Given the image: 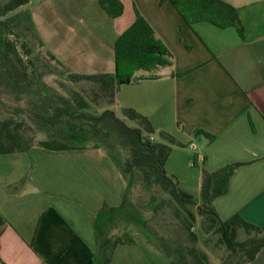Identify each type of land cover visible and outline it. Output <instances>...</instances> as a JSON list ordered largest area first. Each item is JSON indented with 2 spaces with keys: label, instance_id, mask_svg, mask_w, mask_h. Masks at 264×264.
<instances>
[{
  "label": "crops",
  "instance_id": "0c3cea01",
  "mask_svg": "<svg viewBox=\"0 0 264 264\" xmlns=\"http://www.w3.org/2000/svg\"><path fill=\"white\" fill-rule=\"evenodd\" d=\"M121 1L124 12L117 18L100 0L27 5L45 47L67 70L83 73L115 70V41L137 8L173 54L172 71L187 73L122 85L115 104L145 115L154 139L167 131L191 144L196 152L187 160L192 165L189 157L196 155L200 179L204 162L209 170L248 163L214 204L223 219L240 213L264 230V0H224L237 8L242 35L234 26L190 25L170 2ZM198 130L214 140L196 136ZM32 150L0 155V213L7 220L0 227V264H96L99 226L117 222L108 210L122 203L128 177L101 147L37 149L38 157ZM119 233L111 237L129 234ZM129 235L134 242L117 246L110 264H169L157 244L137 231ZM249 264H264V249Z\"/></svg>",
  "mask_w": 264,
  "mask_h": 264
},
{
  "label": "trees",
  "instance_id": "16d2710c",
  "mask_svg": "<svg viewBox=\"0 0 264 264\" xmlns=\"http://www.w3.org/2000/svg\"><path fill=\"white\" fill-rule=\"evenodd\" d=\"M31 0H0V102L2 93L16 99L27 98L29 118L37 130L52 134L72 135L83 133L94 143L92 148L108 147L110 155L124 175L140 172L142 185L146 190L158 186L169 195L155 203L154 212L170 207L179 220L183 233L177 239L161 235L157 228L145 220L150 240L156 242L169 260V264H212L209 251L221 254V264H249L264 249V230L246 220L240 213L223 219L215 200L229 191L231 177L243 165L234 162L216 170L202 166L200 195L186 190L174 174L167 171V161L173 146L186 147L189 143L178 140L167 131H159L151 121L133 108H124L123 114L138 126H130L120 119L112 109L120 86L182 76L187 72L174 73V57L145 17L135 8V20L115 41V70L113 72H74L67 70L56 55L49 51L39 37L30 13L19 11ZM170 2L182 18L193 24L208 21L219 27L234 26L242 35L244 32L240 15L234 6L224 0H161ZM101 8L113 18L121 16L124 5L121 0H100ZM43 46L48 56L63 68L66 80L78 87L66 94L44 80L46 74L56 73L47 64L40 67L39 57L34 52L32 40ZM103 109L101 114L89 113V109ZM26 123L12 117L0 120V155L26 152L35 145L34 135L25 134ZM30 128V127H28ZM214 140V136L198 130ZM52 151L88 149L55 136L36 143ZM115 147L127 152L122 158ZM193 166H199L196 155L189 157ZM129 190L118 207H110L115 216L124 215V220H135L137 214L129 216L132 208ZM156 201V197L151 199ZM106 206V205H105ZM106 210V207L103 208ZM200 217V227L205 234L202 246L194 230V223ZM132 218V219H131ZM7 225L0 213V227ZM105 228L99 226L100 248L96 264H110L117 246L132 244L133 237L124 234L117 237L105 235ZM151 236L153 238H151Z\"/></svg>",
  "mask_w": 264,
  "mask_h": 264
},
{
  "label": "rangeland",
  "instance_id": "374dc122",
  "mask_svg": "<svg viewBox=\"0 0 264 264\" xmlns=\"http://www.w3.org/2000/svg\"><path fill=\"white\" fill-rule=\"evenodd\" d=\"M28 5L22 6L19 11L28 12ZM29 13V12H28ZM182 17V16H181ZM184 20V19H183ZM185 21V20H184ZM186 23V22H185ZM34 44V52L39 57L40 67H43V64H47L45 68L49 69V66L56 69V73L46 74L44 76V80L53 85L57 90L66 94L69 90L78 87L69 83L65 75L62 73L63 68L59 66V64L52 60L48 54L46 49L39 45L38 41L34 39L32 40ZM27 108V98L16 99L14 96L8 93H2L1 102H0V120L8 117H12L17 121H24L26 123V131L25 134L27 136L34 135L35 137V145H33L32 156L38 157V150H43V148L37 146L36 143L40 140H46L50 137H57L66 142L73 144H80L81 146H87L88 148H92L91 146L94 144L92 140L83 136V133H75L72 135H60V134H52L46 131L37 130L33 122L28 116L26 111ZM112 109L116 112L117 116L124 120L130 126H138L135 121L128 119L123 112L120 110V106L118 104L111 105L107 107V109ZM103 109L91 108L89 109V113L94 115H99L102 113ZM30 127V128H28ZM38 147V148H37ZM104 151H109L106 146L101 147ZM182 150L181 148H175L172 152V155L168 159V163L166 165V169L169 173L174 174L177 179L180 181L181 185L188 190L189 192L195 194V197H198L200 188H201V179L197 176L198 166H192L189 164L187 160V154L196 152L194 151V147L191 144H188ZM116 152L120 154L122 158L127 155V152L120 147H115ZM44 151V150H43ZM48 153L52 150H47ZM110 152V151H109ZM57 153V152H56ZM124 175V174H123ZM129 179V200L132 202V208H129L127 214L129 216L138 215L135 220H131V227L129 221L125 222L124 215L123 217L118 216L117 222H109V225L104 229L105 235L108 237L116 236L120 234L119 232L127 231L129 234L135 233L136 231L146 239L150 240V234L148 228L144 226V221H149L152 226L157 228L161 235L169 237L171 239H177V235L179 233H183V229L181 228L180 222L176 219L170 209V207L166 206L163 209H160L158 213L154 212V204L160 202L162 199L169 198V195L164 192L160 187L155 186L151 190H146L142 185V176L140 172H135L131 175H125ZM156 197V201H152V197ZM132 219V218H131ZM113 225H112V224ZM194 230L199 236V244L202 246V241L205 238V234L202 232L200 227V217L197 218V221L194 223ZM151 238H153L151 236ZM154 244L156 242L151 241ZM160 249V247H158ZM209 256L212 264H221L220 253L209 251ZM166 257V256H165Z\"/></svg>",
  "mask_w": 264,
  "mask_h": 264
}]
</instances>
